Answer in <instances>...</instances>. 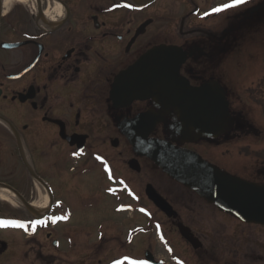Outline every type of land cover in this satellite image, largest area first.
<instances>
[{"label": "flooded vegetation", "instance_id": "obj_1", "mask_svg": "<svg viewBox=\"0 0 264 264\" xmlns=\"http://www.w3.org/2000/svg\"><path fill=\"white\" fill-rule=\"evenodd\" d=\"M226 3L231 0H0V188L18 193L24 202L15 196L19 203L15 207L28 213L6 215L0 207V221L25 225H0L2 233H21L40 246L36 237L43 232L54 250L65 255L69 252L63 250L64 244L72 255H100L93 238L75 234L69 225L72 217L66 196L79 189L85 176L93 182L92 193L96 190L89 205H109L114 198H126V205L138 206L137 214L148 218L147 206L141 202L152 184L147 173L150 161L134 153L127 134L141 129L151 139L172 141L175 116L170 109L165 112L162 99L157 104L152 99H132L131 72L143 55L160 46L178 47L186 53L179 73L190 86L220 84L232 119L230 129L217 136L173 143L196 152L191 145L202 144L207 161L230 175L264 185V126L256 118H264V0L212 12ZM56 5L61 14L48 16L47 11L56 10ZM250 31L259 36L254 48L242 44L244 32ZM121 77L125 79L123 93ZM144 113L157 116L152 132L148 123L135 124L134 131L128 132L130 122ZM133 158L139 162L138 170L129 167ZM117 159L127 167L126 172L118 171ZM170 180L199 199L191 201L192 205L210 204ZM41 189L48 198L44 210L36 209L32 201L41 200ZM155 189L178 216H168L160 209L158 213L172 229L178 231L182 223L191 230L194 243H187L203 256L202 264H264V224L221 211L239 225L259 230L247 235V230L226 232L224 227L205 237L199 233L200 238L182 220L169 196ZM152 219L164 229L162 221ZM7 247L1 238L0 251ZM224 248L233 250L221 257ZM147 252L139 261L147 262ZM102 261L99 258L98 264ZM185 262L191 264V260Z\"/></svg>", "mask_w": 264, "mask_h": 264}, {"label": "water", "instance_id": "obj_2", "mask_svg": "<svg viewBox=\"0 0 264 264\" xmlns=\"http://www.w3.org/2000/svg\"><path fill=\"white\" fill-rule=\"evenodd\" d=\"M185 58L186 53L178 47L160 46L149 50L132 68L131 98L152 99L155 104L162 99L165 112L170 109L175 122L170 129L172 141L149 139L148 131L138 128L127 134L128 139L137 155L148 157L169 176L220 210L246 222L264 224V185L230 175L199 153L173 144L177 139L192 143L205 136H217L225 129L229 130L232 124L225 92L219 83L211 81L193 87L180 75L179 68ZM124 83L125 79L121 77V93ZM156 121L157 116L153 113L138 116L127 126L128 132L134 131L133 127L138 123H148L151 130ZM130 167L139 169L136 160L130 161ZM146 193L168 216H177L152 185L147 186ZM25 205L32 210L30 205ZM178 226L182 237L194 243L191 230L181 223ZM146 256L154 261L149 252Z\"/></svg>", "mask_w": 264, "mask_h": 264}, {"label": "rangeland", "instance_id": "obj_3", "mask_svg": "<svg viewBox=\"0 0 264 264\" xmlns=\"http://www.w3.org/2000/svg\"><path fill=\"white\" fill-rule=\"evenodd\" d=\"M245 32L242 37V44L249 48L256 47L259 36H255L253 31ZM252 64L256 66L254 62ZM248 67L251 69L252 65L250 64ZM256 70L259 71L260 69ZM232 71L235 72L237 70L233 67ZM256 118L264 126V118ZM262 140L264 141V136ZM191 147L204 155L205 151L202 144L191 145ZM121 148L122 146L116 149V153ZM228 161L232 162L231 159ZM152 166L153 163L149 162L147 167L148 182L155 185L163 195L169 196L179 211L182 220L188 225H192L193 230L197 231V234L201 233L205 237V234L212 235V232L220 233V231L224 230V227L227 229L226 232H232L233 229H237L234 232L247 230V235L250 233L254 234L259 230L239 225L234 219L224 215L219 209H215L214 206L208 203L200 202L199 206L192 205L191 201H199V199L188 195L189 193L184 192L181 187L178 188L171 180L169 182V177H166L161 171L155 170ZM116 168L120 173L128 170L118 159L116 160ZM86 178L85 176L83 182H79V189L75 193H67V207L71 211L72 217L69 225L75 234L83 233L89 238H93L94 243L97 244L101 251L100 255H72L70 248L68 249V244H64L63 250L67 253L69 252V255H65L63 252L54 250L50 241H46L43 232L36 237L38 240L36 243L40 245L37 246L27 240L21 233H2L0 231V239L3 238L8 242L6 251H0V264H98L99 258L103 260L100 264H106L126 253L131 254L134 259L142 258L145 249L153 254L155 258H163L169 264H180L178 258H182L185 261L191 260V264H202L200 259L203 256L194 252L187 241L181 237L180 233L170 227L168 220L158 213V208L145 198V193L141 204L147 206L149 215L151 213L156 220L162 221L164 229L161 231L156 226L157 222L154 219L145 218L137 214L138 206L134 208L126 205L124 202L127 200L126 198L121 200L114 198L109 205H89L87 201L91 199V195H94L96 190L94 189L92 193L90 186H93V182ZM135 178L136 176L133 177L134 180H136ZM172 185L175 186L172 187ZM78 191H81V193H78ZM32 201L36 203L38 199H33ZM2 202L3 204H1ZM0 207L3 214L6 215L15 212L19 216H28L24 208L15 207L1 198ZM158 225L160 226V224ZM141 226H144L143 231L139 230ZM16 235L19 237H16ZM201 235L199 234L198 236L201 238ZM108 238L109 240H107ZM161 240L162 242H160ZM86 242L89 243L88 239ZM233 246L236 245L234 244ZM169 248L172 251H168ZM230 250L233 249L224 248L220 256L224 257L229 254ZM109 255L110 257L107 258Z\"/></svg>", "mask_w": 264, "mask_h": 264}, {"label": "bare ground", "instance_id": "obj_4", "mask_svg": "<svg viewBox=\"0 0 264 264\" xmlns=\"http://www.w3.org/2000/svg\"><path fill=\"white\" fill-rule=\"evenodd\" d=\"M61 12L62 11L58 7V5H56V10L52 11L51 9H49L47 11V15L52 16V17H57L61 14ZM41 190H42V198L39 202L34 204V207L39 210H44L46 209L48 205V198L45 192L43 191V189ZM0 198L4 201H8L14 206H17L18 204V199L15 197L14 193L6 189H3V188H0ZM6 231H9V230H6Z\"/></svg>", "mask_w": 264, "mask_h": 264}, {"label": "snow or ice", "instance_id": "obj_5", "mask_svg": "<svg viewBox=\"0 0 264 264\" xmlns=\"http://www.w3.org/2000/svg\"><path fill=\"white\" fill-rule=\"evenodd\" d=\"M247 2H248V0H231V3H226L220 7L213 8L212 12L213 13H219L222 11H226L228 9L236 8L240 5L246 4ZM122 7L132 8L133 5L132 4H124V5H122ZM205 15H208V13H205ZM98 159H99V157H98ZM61 218L66 219V217H61ZM53 219H55V218H53ZM34 223L39 224V223H43V222L42 221H34ZM9 224L13 225V226H17V227H25V225L20 223L19 221H0V225L7 226ZM117 264H121V262H117ZM133 264H146V262L145 261H134Z\"/></svg>", "mask_w": 264, "mask_h": 264}]
</instances>
